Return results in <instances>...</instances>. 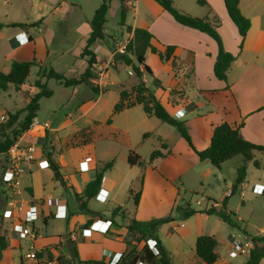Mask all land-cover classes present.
<instances>
[{"label": "crops", "instance_id": "obj_1", "mask_svg": "<svg viewBox=\"0 0 264 264\" xmlns=\"http://www.w3.org/2000/svg\"><path fill=\"white\" fill-rule=\"evenodd\" d=\"M174 1L176 8L193 16H216L220 20L217 32L223 48L235 55L225 80L217 79L213 74L218 49L215 40L205 32L178 23L155 0H121L124 10L119 36L121 40H117L116 36L111 37L110 42L104 33L103 38L92 45L98 60L97 67L107 68L110 62L113 63L116 44L131 38L132 31L127 32L126 26H130L132 30L135 27L146 28L153 35L150 42L157 50L163 52L167 45H173L174 50L169 59L161 60L148 49L145 52V64L149 66L151 74H144L142 80L158 100L165 103L164 107L171 115L177 110L194 113L196 121L193 124L197 125V128L190 125L188 134L195 149L201 150L208 146L213 127L221 122L233 125L242 123L239 127L242 137L249 142L264 145V111L259 110L264 104V0H239L241 13L250 21L240 49L237 27L229 18L223 0H202V4H199L198 0ZM129 3L133 5L130 6ZM78 7L79 3L68 0L52 4L49 14L58 23L61 31L50 29L47 36L40 31H33L34 28L29 27L27 23L25 26L16 25L22 24L19 20L12 21L13 28L8 29V32H5V27L0 28V40L7 50L0 60V71L7 72L12 60L35 61L24 83L18 88L9 85L14 89L15 95L10 110H4L7 115L15 111L24 115L22 109L28 101L26 94L33 95L39 90L34 84L36 79H40L46 86L53 80L56 87L58 86L57 90L61 91V105L67 109L62 120H53L50 113L55 114V110L49 107L48 116L43 122H38L36 116L30 128L20 135L22 143L35 145L36 151L34 161L21 176V187L18 191L11 192L4 184L6 155L3 154L4 161L0 157V264H34L24 257L31 242L21 239L14 231L15 211L7 205L10 196L23 207L29 203L36 205L37 219L34 225L37 236L31 244L41 251V255L64 260L72 256L78 264H83L82 261L86 260H99L102 264H109L113 255H124L130 250L131 246L126 244L125 239L127 224L131 219L146 221L174 215L173 208L179 203L187 202L191 207V200H185L181 190L204 189L206 181L211 177L214 183H221L222 166L236 158L226 160L218 167L208 161L191 158V164L187 167H180L178 163L163 164L159 168V160L163 157H156L148 162L149 155L161 142L169 149L175 143L176 133L174 129L156 121L154 116L136 109L141 107L140 104L113 113L120 90L127 87L122 79L111 78L114 71L110 67L107 71L110 76L102 92L97 91L91 79L90 84L82 82L66 87L54 79L44 77V70L51 68L67 78H79L87 67L86 60L76 55L85 46L90 33L88 21L78 23V35H69L73 29L69 20L73 18L72 13L77 11ZM128 9L133 12L132 20H129L126 14ZM43 17L37 21H42ZM63 41H67V44H61ZM122 65L120 63L118 67ZM32 72L34 75L28 81ZM186 83H193L201 92L200 95L206 103L205 109L202 105L193 103L184 93L183 85ZM48 89L51 95L39 99V109L41 99H49L55 95L53 88ZM6 90L7 93L10 91ZM108 119L110 121H107ZM178 120L185 124L183 118ZM53 122L56 124L53 125ZM145 132L151 134L143 137ZM76 137L79 140L75 141ZM197 138L202 140L201 144L196 145ZM67 139L68 142L69 139L74 140V144H66ZM48 144L53 151V158L59 165L64 185L53 179L52 170L44 156L43 149ZM143 147L147 149L146 152L141 151ZM129 151L140 155L146 161L145 165L140 167L128 164ZM41 155L44 161H36V157ZM171 155L172 152L169 156ZM118 158L125 164L122 175L116 169ZM263 158L264 152L255 151L253 159L247 164L258 172L254 179H249H253L252 185L257 184L256 189L258 188L261 194L264 192V168L261 169L264 167ZM253 160L258 161V167L254 166ZM108 161H112V165L103 172L99 190L86 200L87 208L99 214L92 215L78 210L74 193H81L86 183L94 177L95 170ZM81 162L85 166L82 170L79 168ZM233 162L239 166L243 163V158ZM136 174L139 176L140 188L137 190V202L134 203L133 195L137 191H133L131 185L134 179L130 175ZM236 176L235 167L231 182L233 184L223 183V195L218 198L220 202L204 194L212 200L210 205L191 207L195 213L188 218L173 219L159 227L158 237L171 264H205L194 251L196 238L200 235H211L217 241L215 251L218 257L212 264H230L226 256L228 251H233L240 257L236 264L246 263L249 253L239 254L234 251L227 237L231 230L226 225L229 223L219 218L220 212L228 215L236 225L241 221H238V217L231 212L226 202V197L233 194L234 189L242 190L249 184L245 175L243 181L236 185ZM122 187L127 189V198L131 199L130 208L118 200L117 194ZM62 189L68 190L71 201L62 196ZM228 189L232 191L230 194H226ZM236 194L239 198L242 197L241 192ZM54 197L58 199V205L49 203L48 198ZM213 202L218 205L213 207ZM196 203L201 204L199 200ZM209 209L214 210L210 213ZM56 217L65 218L64 229L53 226L46 228L48 219ZM97 221L104 224L95 223ZM106 221L108 228L104 230ZM67 234L75 249V256L66 247ZM260 234L262 233L257 235ZM252 236L246 232L243 239H251ZM230 237L234 238L232 235ZM143 244V241L137 243V249ZM258 264H264V256Z\"/></svg>", "mask_w": 264, "mask_h": 264}, {"label": "trees", "instance_id": "obj_2", "mask_svg": "<svg viewBox=\"0 0 264 264\" xmlns=\"http://www.w3.org/2000/svg\"><path fill=\"white\" fill-rule=\"evenodd\" d=\"M155 1L158 2L161 7L178 23L197 29L201 32H205L215 40L218 49L213 64V74L217 79L225 80L227 77V70L230 63L234 60L235 55L223 48L221 38L217 32L220 20L216 16L197 17L181 11L174 6L173 0ZM110 2L111 0H100L99 6L96 8L91 20L89 21L90 33L86 39V44L76 55L77 57L85 59L87 62V67L84 72L81 73L80 77L67 78L63 74L55 72L51 68L46 71L44 70V77L47 79H54L66 87L82 82L89 83V79L94 77L98 63L97 56L92 50V45L104 36V23L106 21V14L110 7ZM223 2L229 18L237 27V31L240 36L238 48L240 49L242 40L249 29L250 21L241 13L238 7L239 0H223ZM198 3L202 4L204 2L202 0H198ZM123 18L124 10L121 8L120 25H123ZM125 29L127 32L132 31V36L127 42L125 52L118 54L116 59L120 63L130 66L137 76L138 81L136 84L132 85L130 89L120 90L119 100L113 106L112 112L116 113L124 108L140 104L146 114L153 115L161 121L176 127L181 137L188 142V145L197 154L198 158L203 161H208L216 167L236 155H241L243 157V164H240L237 167V176L235 179V184L238 185L243 181L245 176L246 165L244 162L252 160L255 151L264 152V145L255 144L245 140L239 132V127L242 123H239V125H233L227 122H221L213 127L208 146L201 150L195 149L184 122L171 115L153 94V92L145 86L142 80L144 74H151L149 66L145 64V52L149 49L152 53L157 54L159 59L167 60L173 54L174 46L167 45L165 50L161 52L151 45L150 40L153 35L146 28L135 27L132 30L130 26H126ZM34 63V60H12L7 72L0 71V90H6L9 85H13L18 88L22 83H24L29 73V69ZM172 65H174V61H172ZM34 84L39 90L33 95L26 94L28 101L22 109L24 111L23 117L18 120L20 111H15L13 113H9L6 123H0V154H6L13 141L33 124V121L37 116V111L39 110V99L41 97H48L51 95V91L44 83L40 82V79H36ZM259 110L264 111V104L259 108ZM107 121H110V119ZM149 134L151 133L145 132L143 137H146ZM43 153L49 163V168L52 170L53 179L59 181L61 185H64V180L59 171V165L52 156V149L50 147L48 149L44 148ZM170 154V149L167 148L165 143L161 142L159 148L151 151L148 162L152 161L156 157H164ZM127 163L142 167L145 165L146 161L134 151H129L127 155ZM253 164L255 167L259 166L257 160H253ZM111 165L112 161H108L96 169L94 177L86 183L82 192L74 193L78 210L92 215L99 214L98 212L87 208L86 200L93 197L97 193L100 188L103 172ZM130 192H132V190H130ZM138 196L139 191L133 195L134 203L137 202ZM213 210L214 209H209L208 212L211 213ZM173 211L175 212L174 215L170 214L166 217L152 218L146 221L131 219L127 224V236L125 239L126 244L131 247L126 254L120 255L117 264H137L138 262L144 264H171L169 256L158 237V229L161 225L173 219H185L195 213V210L192 209L187 202L175 205ZM219 214L223 220L233 226H237L236 223L231 221L228 215L220 212ZM148 239H152L155 242L157 254L153 253L152 249L147 244ZM251 240L253 241V245L249 251V258L245 264H258L264 256V235H253ZM132 241H135V243H132ZM140 241H143L144 244L140 249H137V243ZM216 244V239L211 235L198 236L194 244L195 255L205 264L214 263L218 257L215 251ZM58 260L60 264H74L72 256H70V259L68 260H64L62 258H58ZM71 260L73 263H70ZM82 263L102 264V261L86 260L82 261Z\"/></svg>", "mask_w": 264, "mask_h": 264}, {"label": "rangeland", "instance_id": "obj_3", "mask_svg": "<svg viewBox=\"0 0 264 264\" xmlns=\"http://www.w3.org/2000/svg\"><path fill=\"white\" fill-rule=\"evenodd\" d=\"M68 1H74L76 3H79V7L77 8V11L74 10V12L72 13L73 18L69 20V22H71L70 26L73 29H71L70 33L69 32L68 33L71 37H74L78 35L79 33L78 31H76V27L78 26V23H81L82 21L87 20L89 24V21L91 20L96 8L100 4V0H68ZM184 1H189V0H184ZM58 2H60V0H0V28L5 27L4 29L5 32H8L7 31L8 29L12 30L13 28L12 23L14 22L12 21L19 20L22 22L23 24L22 26H25V23H27L29 27L34 28L32 29L33 31H40L43 35H46V36L49 33L50 29H53V28H54L53 30L60 32L61 28L59 27L58 23L55 20H53L51 15L49 14L50 6ZM174 2H176V0ZM121 8H122L121 0H111L110 7L106 14V21L104 23V33H105L106 38L110 42L112 41L111 37H116V36H117V40H121L119 38L120 31H121V25H120ZM184 12H187V11H184ZM126 14L128 15L129 20H132L133 12L128 9ZM42 16H44L43 20L42 21L39 20L40 22H38L37 20L41 18ZM36 27H38V29ZM64 38L66 39L67 36H65ZM61 44H67V41L66 42L63 41ZM6 53H7V50L5 49V45L2 42V40H0V60L2 59V56L5 55ZM118 54L120 53L113 55V58H115V60L113 61V63L112 62L109 63V66L106 68V72L108 71V68L110 67L112 71L115 72V73L114 72L111 73L112 75L111 78L122 79L125 82L126 87H127L125 89H130L132 85L137 83L138 78L130 66L123 64L122 66L118 67V65L120 64L119 61L116 59ZM129 70L131 71L130 74L128 73ZM33 75L34 74L32 72L28 76V81L33 77ZM109 76L110 74L109 72H107V77L104 78V81H108ZM150 84L151 82L149 80L148 85L150 86ZM46 87L53 88L55 90V95H53L49 99L40 100L41 106L37 114L38 116L37 120L38 122H43L44 118L48 116L47 112L49 110V107L55 110V114L50 113L51 118L53 120H56V119L62 120L64 118V113L67 112V109L65 106L61 105V102L59 100L61 91L59 92V90H57L58 86L56 87V85L53 83V80H50ZM7 89L10 90L8 93H7V90H0V114H7L6 111L10 110V107H11L10 104H13L15 91L12 87H8ZM183 89H184V93H186V95L189 97V99L193 103H196L198 105L200 104V106L202 105V108L205 109L206 103L204 99H202L203 97L200 95L201 92L195 88V85L193 83L192 84L186 83V85H183ZM8 96H11V98H8ZM161 104L163 106L165 105V103L162 101H161ZM136 109H140V111H143L142 106L137 107ZM193 114L194 113L192 111L191 112L188 111L186 113L183 112L180 115L174 113L173 116L176 119L183 118V120L185 121L184 125L185 127H187V131L189 133L188 128L190 125L193 128H197V125L193 124L196 121L194 118L195 116ZM22 117L23 115L20 114L19 112L18 120L21 119ZM154 119L156 121H159V123H162V125H164L165 127L174 129L176 133L175 143L169 147L170 151L172 152V155L171 156L168 155V157L164 156L163 158H161L159 160V168H161L160 165L162 166L163 164L173 165V164H178V163L180 167H183V166L187 167V166H190L191 164V161H190L191 158L194 160L199 159L197 154L193 150H191V148L189 147L188 142L183 137H181L176 127L173 128V126H170L168 123L163 122L160 119L158 120V118L155 116H154ZM2 123H6V121H3ZM55 124L56 122H53V125ZM51 134L49 135V138H51ZM74 140L77 141L79 140V138L74 139ZM195 140H196V145L201 144L202 142L200 138L199 139L197 138ZM60 141H61V138H60ZM73 141L69 139V142H68V139H67L66 144H69V143L74 144L72 143ZM159 147H160V144H159ZM46 148L47 149L49 148V144L46 145L45 149ZM141 151L146 152L147 149L143 147ZM0 157L4 161L5 156L3 154H0ZM233 158H232L233 160H230V162L228 161L227 164H224V166H222L221 168V171L223 172L221 176L222 178L221 183H214L211 177L205 183V186H204L205 190L201 188L194 189L198 191H190L188 189L181 190L182 194L184 195L185 200L187 201L191 200V207L200 208L205 204L210 205L212 200H209L207 196L214 199L216 202H220L218 198L219 196L223 195V189H224L223 183L227 182L229 184H233L231 182L233 180L232 178H233L234 168L236 167L237 169L238 167L234 164L233 161L237 159H242L243 157L241 155H236ZM41 160L44 161L42 155L40 157L39 156L36 157V161L39 162ZM244 163L246 165L245 167L246 179H249V177H252L254 179L256 177V174H258V172L254 171L255 168H250L251 167L250 165H249L250 167L247 166L248 161ZM262 164H263L262 166H264V158L262 160ZM263 168L264 167H261V169ZM116 169L121 173V175L122 173H124L125 164L119 158L116 159ZM130 176H132L131 178L134 179L133 185L131 186L134 188L133 191L136 192L140 188L139 176L137 174L134 176L133 175H130ZM135 176L136 178H134ZM77 179H79V177H77ZM253 179L251 180L249 179V182H248L249 184L246 187H244L242 190L234 189V193L226 197V202L231 212L235 214V216L238 217L237 218L238 221L241 220L240 222L237 223V226L231 227L232 226L231 224L230 225L226 224L228 225L227 227L229 229L231 228V230H229L230 231L229 236H227L230 239V242L232 241V238L230 237L231 235L234 238H236L235 236H237V237H240V240H244L243 235L246 234V232L250 235H257L258 233H262V234L264 233V192L261 194L257 190L258 188L256 189L257 184L252 185V183L254 182ZM250 185H252V188H250ZM67 189H62L61 193L64 198H67L68 201H71V197L69 196ZM237 192H241L242 194L241 198L237 196L238 195L236 194ZM204 194H206L207 196ZM117 197H118L119 202H121L123 205L125 204L128 208L131 207V204H130L131 199L127 198L128 197L127 189L122 187L119 190ZM197 200H199L201 204H197L196 203ZM47 223L48 225L46 228L48 229H50L52 226L54 228L64 229L66 225L65 218H60V217H56L52 219L49 218ZM238 225L241 227H239ZM162 236H164V233H162ZM226 256L230 264H236L238 259H240V257L237 256V254H235L233 251H228L226 253ZM73 261H74V264H78L75 257H73Z\"/></svg>", "mask_w": 264, "mask_h": 264}, {"label": "built area", "instance_id": "obj_4", "mask_svg": "<svg viewBox=\"0 0 264 264\" xmlns=\"http://www.w3.org/2000/svg\"><path fill=\"white\" fill-rule=\"evenodd\" d=\"M130 6L133 3H129ZM128 41H122L117 43L115 52L113 55L117 53H124L125 48ZM130 74L131 71L129 70ZM107 77L106 67H97L94 73V77L91 78L92 84L97 88L98 92H102L106 86L107 81H104V78ZM176 114L180 115L183 112L177 110ZM8 119L7 114H0V123L6 121ZM35 151L36 147L33 144H24L20 140V136H18L13 143L10 145L6 152V162L5 169L3 171V181L7 188L11 191H18L21 187V176L26 173L35 159ZM84 163L81 162L79 164L80 170L84 168ZM87 168V167H86ZM262 190V188H261ZM232 191L228 189L226 194H230ZM261 192V191H259ZM49 203L58 205V199L48 198ZM7 205L12 208L15 212L13 214L14 217V231L17 232L18 236L23 240H28L29 242H33L37 236V229L34 225V221L37 219V209L34 203H29L26 207H23L22 204L18 203L13 196H10L7 200ZM218 203L213 202L212 206L216 207ZM219 218L223 219L220 215ZM101 223L102 222H95ZM94 223V225H95ZM107 226L104 230L108 228V221H106ZM29 245L27 252L24 254V257L31 261L34 264H60L58 258L47 257L40 254V250L35 249L33 244ZM147 244L152 249L153 253L157 254V249L155 247V242L152 239L147 240ZM253 245V241L250 238H246L244 240H240L237 238H233L231 241V246L233 247L236 253H249ZM115 257V258H114ZM120 255H113L109 264H116L119 260ZM113 258L115 260H113ZM70 259V258H69ZM71 263L72 260L70 261ZM137 264H144L138 262Z\"/></svg>", "mask_w": 264, "mask_h": 264}, {"label": "water", "instance_id": "obj_5", "mask_svg": "<svg viewBox=\"0 0 264 264\" xmlns=\"http://www.w3.org/2000/svg\"><path fill=\"white\" fill-rule=\"evenodd\" d=\"M65 243H66V247H67L68 251H69L73 256H75V249H74V247H73V245H72V243H71V239H70V237H69L68 234L66 235V241H65Z\"/></svg>", "mask_w": 264, "mask_h": 264}]
</instances>
